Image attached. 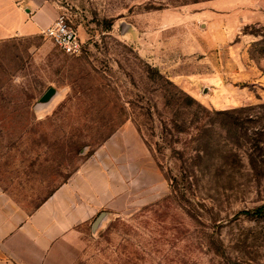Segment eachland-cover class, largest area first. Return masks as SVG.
I'll return each mask as SVG.
<instances>
[{"label":"rangeland","instance_id":"1","mask_svg":"<svg viewBox=\"0 0 264 264\" xmlns=\"http://www.w3.org/2000/svg\"><path fill=\"white\" fill-rule=\"evenodd\" d=\"M50 1L82 41L85 63L64 76L77 89L93 72L104 86V102L66 142L70 164L128 118L178 184L158 167L153 199L83 225L92 239L71 264H264V163L251 144L264 122L254 107L227 132L217 113L264 101V0ZM199 144L202 157L191 159Z\"/></svg>","mask_w":264,"mask_h":264},{"label":"crops","instance_id":"2","mask_svg":"<svg viewBox=\"0 0 264 264\" xmlns=\"http://www.w3.org/2000/svg\"><path fill=\"white\" fill-rule=\"evenodd\" d=\"M57 13L50 0H0V264L73 263L92 239L83 225L150 202L161 178L128 118L70 164L66 142L104 86L64 76L85 61L44 34Z\"/></svg>","mask_w":264,"mask_h":264},{"label":"trees","instance_id":"3","mask_svg":"<svg viewBox=\"0 0 264 264\" xmlns=\"http://www.w3.org/2000/svg\"><path fill=\"white\" fill-rule=\"evenodd\" d=\"M187 97H188L189 100H193V97H191L189 95ZM254 107H258V110L257 111L255 110L254 113H253L255 115V117H257L256 120L259 121L260 123L264 122V101H263V102H260L256 106H254V105H242V106H239V107H233V108H228V109L217 110V113L225 115V117L222 118V120L220 121L221 126L227 132L230 131V130L232 131V129L235 130L241 123L240 122L241 114H239V113L246 112L245 114H249V113L252 114V112H250V111ZM162 125L165 126V127L161 131V136L163 137V139H166L167 136H168V133H171V129L167 128V126L165 125L164 121L162 122ZM195 128L197 130L196 133L198 135L197 138H196V139H198L197 142H201L202 141V135H204L203 134L204 128L201 125L200 126L196 125ZM184 131H185V120L183 119V120H181V122L179 124L175 125V132L179 133V132H184ZM263 131H264V124L261 123L256 129H254L252 131V134H254V135H252V138L255 139V142H254V144L251 143L256 148V150L258 151V153H256V154H260L261 164L264 163V140L261 137V135L263 134ZM145 143L149 147V145H148L146 140H145ZM204 146H206V145H204ZM204 146L200 145L199 147H196L195 148L196 149L195 154L191 157V159L201 158L203 153H204V150H205ZM259 151H261V153ZM256 154H252V152L249 154V162H250L251 167H253V168L255 166H257V163L259 161V158H258V161L255 158ZM158 167L162 171V165L159 162H158ZM162 172H163L164 176L169 180L170 187H172L174 185H176L178 187V184H177L175 176H172L169 173H164V171H162ZM182 173H183L182 176L186 180H188L191 177V175H192V173L188 172L186 170V168L183 169ZM186 188L187 187L185 185H183V186L181 185L182 192H185ZM257 208H259V207H257ZM12 264H17V263H12Z\"/></svg>","mask_w":264,"mask_h":264},{"label":"built area","instance_id":"4","mask_svg":"<svg viewBox=\"0 0 264 264\" xmlns=\"http://www.w3.org/2000/svg\"><path fill=\"white\" fill-rule=\"evenodd\" d=\"M42 30L45 35L53 38L67 52L80 51L82 48L77 28L68 21L64 13H58L53 21Z\"/></svg>","mask_w":264,"mask_h":264}]
</instances>
